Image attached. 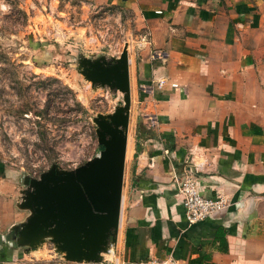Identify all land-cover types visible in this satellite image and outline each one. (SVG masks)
Listing matches in <instances>:
<instances>
[{
	"label": "crops",
	"instance_id": "1",
	"mask_svg": "<svg viewBox=\"0 0 264 264\" xmlns=\"http://www.w3.org/2000/svg\"><path fill=\"white\" fill-rule=\"evenodd\" d=\"M95 1L130 9L144 26L136 47L128 45L116 256L125 264L168 255L178 264H264V0ZM159 77L165 85L151 86ZM139 123L148 132L137 150ZM186 171L202 194H222L228 205L189 223L177 183ZM2 172L0 194L12 200L21 188ZM27 214L0 213V233Z\"/></svg>",
	"mask_w": 264,
	"mask_h": 264
},
{
	"label": "rangeland",
	"instance_id": "2",
	"mask_svg": "<svg viewBox=\"0 0 264 264\" xmlns=\"http://www.w3.org/2000/svg\"><path fill=\"white\" fill-rule=\"evenodd\" d=\"M143 32L136 14L115 4L0 0L2 176L11 172L22 189L24 175L38 176L53 163L72 168L98 151L92 116L111 111L122 93L92 86L78 57L116 56L124 43L134 49ZM132 137L131 128L129 146ZM125 182L124 172L123 190ZM15 193L12 200L0 194V213L18 210ZM1 231L0 264H92L66 260L48 240L29 249Z\"/></svg>",
	"mask_w": 264,
	"mask_h": 264
},
{
	"label": "water",
	"instance_id": "3",
	"mask_svg": "<svg viewBox=\"0 0 264 264\" xmlns=\"http://www.w3.org/2000/svg\"><path fill=\"white\" fill-rule=\"evenodd\" d=\"M128 44L116 56L78 57L77 69L92 86L122 93L111 111L92 116L98 151L82 163H53L39 176L24 175L17 205L28 210L7 237L34 249L46 240L69 261L97 264L116 246L121 223L131 87Z\"/></svg>",
	"mask_w": 264,
	"mask_h": 264
},
{
	"label": "built area",
	"instance_id": "4",
	"mask_svg": "<svg viewBox=\"0 0 264 264\" xmlns=\"http://www.w3.org/2000/svg\"><path fill=\"white\" fill-rule=\"evenodd\" d=\"M153 56L161 57L162 52L154 50ZM167 82L166 77H159L151 83V86L162 88ZM176 86V82L170 83ZM37 177V175H33ZM39 176V175H38ZM178 191L181 195L182 203L184 206V213L189 223L201 220L208 215L219 211L228 205V200L222 194L215 197H208L202 194L198 188L196 177L190 171L183 173L178 178ZM116 246H110L108 251L103 254V258L97 264H125L124 261L119 260L115 254ZM109 255V256H105ZM143 264H178V260L172 255L163 258L152 257L142 262Z\"/></svg>",
	"mask_w": 264,
	"mask_h": 264
},
{
	"label": "trees",
	"instance_id": "5",
	"mask_svg": "<svg viewBox=\"0 0 264 264\" xmlns=\"http://www.w3.org/2000/svg\"><path fill=\"white\" fill-rule=\"evenodd\" d=\"M148 131L146 130V128H144L140 123L137 125L136 128V137H137V141H136V149H139V137H142L143 134L147 133ZM101 147L100 144H98V149Z\"/></svg>",
	"mask_w": 264,
	"mask_h": 264
}]
</instances>
